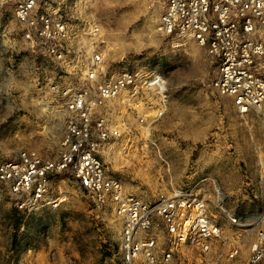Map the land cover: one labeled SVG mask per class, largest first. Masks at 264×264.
<instances>
[{
    "label": "rangeland",
    "instance_id": "374dc122",
    "mask_svg": "<svg viewBox=\"0 0 264 264\" xmlns=\"http://www.w3.org/2000/svg\"><path fill=\"white\" fill-rule=\"evenodd\" d=\"M67 12L84 34L78 43L85 57L102 54L107 81L129 69L167 82L168 110L146 131L123 99L97 115L122 128L104 158L127 192L154 201L192 188L211 198L221 193L229 212L264 214V132L213 88L214 67L203 48L159 31L160 3L73 0ZM53 83L84 86L86 69H66L49 57L27 38L13 6L0 0V163L28 150L58 157L69 115L51 94ZM52 188L59 207L25 210L0 185V264H125L122 222L111 205L96 207L68 177L55 178ZM224 223L233 239L235 229ZM243 242L238 260L228 261L224 251L207 264H245L250 241ZM178 253L174 264L200 262L192 249Z\"/></svg>",
    "mask_w": 264,
    "mask_h": 264
},
{
    "label": "built area",
    "instance_id": "2783aa9c",
    "mask_svg": "<svg viewBox=\"0 0 264 264\" xmlns=\"http://www.w3.org/2000/svg\"><path fill=\"white\" fill-rule=\"evenodd\" d=\"M2 1L13 6L28 39L66 69L74 64L85 68L87 82L81 87L50 86L69 115L57 158L28 150L0 163V185L15 205L25 210L59 207L52 182L68 177L93 205H111L121 220L125 264H174L180 248L198 254L200 262L195 264H207L224 251L227 260L234 262L241 257L245 240L250 241L245 264H264V214L229 212L221 193L211 198L192 188L149 201L128 193L110 171L104 153H111L110 143L121 136L122 128L98 117L99 110L123 99L146 131L168 110L165 78L123 69L107 81L102 54L96 51L86 58L78 43L84 34L74 30L67 12L73 0ZM155 1L162 8L159 31L203 48L214 67L213 88L231 100L237 115L255 120L264 132V0ZM122 126L128 129L129 125ZM224 222L235 229L236 238L226 237Z\"/></svg>",
    "mask_w": 264,
    "mask_h": 264
}]
</instances>
